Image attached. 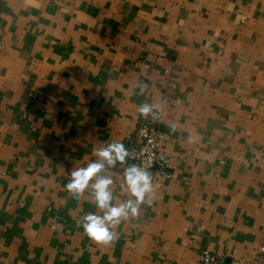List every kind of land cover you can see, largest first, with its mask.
Instances as JSON below:
<instances>
[{"label":"crops","instance_id":"obj_1","mask_svg":"<svg viewBox=\"0 0 264 264\" xmlns=\"http://www.w3.org/2000/svg\"><path fill=\"white\" fill-rule=\"evenodd\" d=\"M144 103L173 178L98 244L78 221L100 211L66 185ZM123 167L105 170L116 205ZM261 246L264 0H0V264H264Z\"/></svg>","mask_w":264,"mask_h":264},{"label":"clouds","instance_id":"obj_2","mask_svg":"<svg viewBox=\"0 0 264 264\" xmlns=\"http://www.w3.org/2000/svg\"><path fill=\"white\" fill-rule=\"evenodd\" d=\"M143 91L141 88V93ZM158 110L148 103L141 104L138 109L140 116L145 119L154 117ZM93 154L95 160L71 171L66 190L77 200L86 192L91 195L92 202L101 214L89 212L78 224L90 239L107 245L118 238L114 228L139 216L141 205L148 202L147 198L154 192L153 176L144 166L127 163L136 157L121 142L107 143L99 149H93ZM118 164L124 166L121 187L128 198L116 205L113 203L115 196L112 191L114 180L105 174V170L115 169Z\"/></svg>","mask_w":264,"mask_h":264},{"label":"built area","instance_id":"obj_3","mask_svg":"<svg viewBox=\"0 0 264 264\" xmlns=\"http://www.w3.org/2000/svg\"><path fill=\"white\" fill-rule=\"evenodd\" d=\"M29 95L33 98L40 97L43 95V91H32ZM170 137V132L164 129L160 122L158 112L154 117L149 116L147 119L141 116L134 131L127 136L125 141V147L136 157L128 160L127 163L144 166L152 174L153 183L159 179H172L173 172L170 166L175 159V155L164 149V145ZM50 228L62 231L64 224L62 221H55L50 224ZM258 258L260 260L264 259L263 246L259 249ZM246 261L245 258H232L225 261L221 256L210 250H201L198 253L199 264H244Z\"/></svg>","mask_w":264,"mask_h":264}]
</instances>
